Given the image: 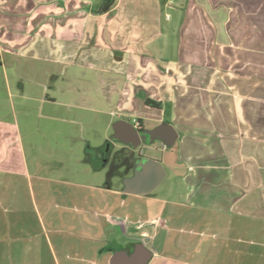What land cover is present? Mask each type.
<instances>
[{
    "label": "crops",
    "instance_id": "0c3cea01",
    "mask_svg": "<svg viewBox=\"0 0 264 264\" xmlns=\"http://www.w3.org/2000/svg\"><path fill=\"white\" fill-rule=\"evenodd\" d=\"M0 66L23 119L0 115V264H113L140 241L147 264H264V0H0ZM122 119L171 124L161 158L137 153L172 192L107 178Z\"/></svg>",
    "mask_w": 264,
    "mask_h": 264
},
{
    "label": "water",
    "instance_id": "95a60500",
    "mask_svg": "<svg viewBox=\"0 0 264 264\" xmlns=\"http://www.w3.org/2000/svg\"><path fill=\"white\" fill-rule=\"evenodd\" d=\"M166 137H169V140L165 142L167 145L173 143L177 137L176 132H174L173 127L169 123L162 124L160 127L148 131L143 128H137L132 122L124 119L115 122L114 135L112 136L114 142L119 141L133 149H137L141 145L143 138L149 142H153L156 138L165 139ZM114 145L115 143L111 146L106 163L111 158L115 159L118 156L120 150L112 153ZM165 174V167L159 159L140 155L134 174L124 178V192L148 194L160 184ZM152 254V250L143 241H140L132 252H128L125 249L116 250L111 262L113 264H147Z\"/></svg>",
    "mask_w": 264,
    "mask_h": 264
},
{
    "label": "rangeland",
    "instance_id": "374dc122",
    "mask_svg": "<svg viewBox=\"0 0 264 264\" xmlns=\"http://www.w3.org/2000/svg\"><path fill=\"white\" fill-rule=\"evenodd\" d=\"M19 102H20V99L18 97H16V96L15 97H9L8 92H7V87L5 85V81H4V77H3V69L0 66V115H2L3 113H5V114L8 113L11 124H13L12 129H13V135L14 136L17 135L14 125H15V121H16L18 115H19V118L21 121L20 124L22 125V128H23V119H22L21 113L19 112V108H21V105H19ZM27 103L29 106H31V108H32V106L34 107V105L36 104L33 101H30L29 99H28ZM113 128H114V126H113ZM113 128L111 129L110 135L112 134V131H114ZM83 135H85V134H83ZM113 135H114V133L111 135V137ZM121 145H122V143L117 141V143L115 144V147H114V151L115 152L118 151L121 148ZM139 148L143 149V152H146L147 154L155 155V157H159V158L162 157V151L164 149L162 147V143L159 140L154 141V142H149L145 138H143L142 143L139 146ZM107 168L108 169L106 171V175L108 178L112 168L110 166ZM127 169H128L127 167L116 168L117 178L119 179V181H117L118 186L123 185L124 184L123 181H124V178L126 177V175H129L131 173ZM165 170H166L167 176L162 180V182L154 190L153 195H156V194L157 195H164L165 193H168L169 191L172 192V189L174 188V186H176L178 184L177 177L171 175V169L167 166V167H165ZM68 177H71V175ZM47 183L48 182L46 181V184ZM56 186L57 187L60 186L63 188L66 185H63V184L58 185L57 184ZM68 188H70V187H68ZM72 189L74 190V188H72ZM60 190H62V189H60ZM75 191L77 193V190H74V192ZM67 192H68V190H67ZM56 193H57V191L54 190L52 194L56 195ZM60 195H62V194H60ZM76 195L77 194L73 193L74 198ZM47 196H49V197L51 196L50 192L47 193ZM62 198H67L66 199L67 201L71 199L70 197H68V195H67V197H65V194L62 195ZM60 202H62L61 197H60ZM143 229H147L150 233L152 232L151 226H149V227L147 226L144 228L140 227L137 230L142 231Z\"/></svg>",
    "mask_w": 264,
    "mask_h": 264
},
{
    "label": "flooded vegetation",
    "instance_id": "af4514ba",
    "mask_svg": "<svg viewBox=\"0 0 264 264\" xmlns=\"http://www.w3.org/2000/svg\"><path fill=\"white\" fill-rule=\"evenodd\" d=\"M113 145V143H108L107 146L104 148V153L102 158L100 159V161L102 163H106V159L111 151V146ZM120 151L118 152V156L119 153L123 154L122 159L119 161L118 160V156L115 159H110V161L108 163H110V167L112 168L111 172L116 169V167H127L128 171H130L131 173L129 175L126 176H132L135 172V168H136V163L138 158L140 157L139 153H137V149H133L130 146L123 144L121 145V148L119 149ZM162 182V181H161ZM160 182V183H161ZM158 187V186H157ZM156 187V188H157Z\"/></svg>",
    "mask_w": 264,
    "mask_h": 264
},
{
    "label": "trees",
    "instance_id": "16d2710c",
    "mask_svg": "<svg viewBox=\"0 0 264 264\" xmlns=\"http://www.w3.org/2000/svg\"><path fill=\"white\" fill-rule=\"evenodd\" d=\"M150 102H151L152 104H156V102H154V101H152V100H151Z\"/></svg>",
    "mask_w": 264,
    "mask_h": 264
},
{
    "label": "built area",
    "instance_id": "2783aa9c",
    "mask_svg": "<svg viewBox=\"0 0 264 264\" xmlns=\"http://www.w3.org/2000/svg\"><path fill=\"white\" fill-rule=\"evenodd\" d=\"M167 145H164V147H166Z\"/></svg>",
    "mask_w": 264,
    "mask_h": 264
}]
</instances>
